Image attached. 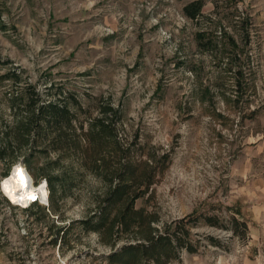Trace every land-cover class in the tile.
Listing matches in <instances>:
<instances>
[{"label": "rangeland", "instance_id": "obj_1", "mask_svg": "<svg viewBox=\"0 0 264 264\" xmlns=\"http://www.w3.org/2000/svg\"><path fill=\"white\" fill-rule=\"evenodd\" d=\"M191 1L0 0V76L18 69L21 86L33 85L42 96L52 85L51 93L57 89L70 107H81L80 120L95 116L101 105L118 107L121 142L170 152L171 165L147 202L162 221L209 205L223 211L239 206L248 222L247 241L199 226L194 233L219 238L223 248L182 252L171 264H264V0L228 4H236L232 13L250 17L246 45L236 42L253 74L247 72L239 94L231 73L219 75L216 60L197 47L199 26L182 15ZM203 1L206 16L214 4ZM14 87L0 80L4 120ZM35 161L38 166L43 158ZM14 171L30 189L43 186L42 201L49 196L46 181L36 182L21 160L7 177L0 163V195L7 202H0V264H106L109 249L77 227L52 244L56 228L93 209L98 180L76 176L59 203L60 218L36 223L7 192Z\"/></svg>", "mask_w": 264, "mask_h": 264}, {"label": "trees", "instance_id": "obj_2", "mask_svg": "<svg viewBox=\"0 0 264 264\" xmlns=\"http://www.w3.org/2000/svg\"><path fill=\"white\" fill-rule=\"evenodd\" d=\"M212 2L214 9L206 16L202 14L203 0L184 5L182 15L198 24L194 34L197 47L216 60L219 75L231 73L239 94L247 72L248 77L253 74L250 67H245L249 58H242L245 55L236 42L240 38L246 45L250 17H242L236 9L235 13L229 11L237 8L236 4L232 9L228 5L236 0ZM21 73L10 69L0 76L1 81L8 80L15 86L6 96L8 117L4 120L0 116L3 177L21 160L36 182L46 181L49 192L47 207L34 203L23 210L36 223H44L52 215L59 219V203L68 196L69 184L76 176L89 174L100 184L92 194L93 209L68 227L56 228L52 244L60 240V234L77 227L82 233L95 234L109 249L103 257L106 264H171L180 259L182 252L196 254L206 246L223 248L219 238L194 233L199 226L248 240V222L241 217L239 206L226 207L224 215L220 207L209 205L200 213L162 221L147 202L171 165L170 152H158L135 141L121 142L116 127L121 113L118 107L101 105L95 116L89 113L80 120V106L70 107L57 89L51 93L52 85L45 88L44 96L33 85L21 86ZM39 158L43 163L35 166ZM0 202L7 203L1 195Z\"/></svg>", "mask_w": 264, "mask_h": 264}, {"label": "bare ground", "instance_id": "obj_3", "mask_svg": "<svg viewBox=\"0 0 264 264\" xmlns=\"http://www.w3.org/2000/svg\"><path fill=\"white\" fill-rule=\"evenodd\" d=\"M42 191L43 186L34 190L30 189L24 176L18 171H14L10 175L9 181L7 183V192L19 204L21 208L29 207L30 200L33 197H39ZM3 195L6 197L4 193ZM6 199L8 200L7 197Z\"/></svg>", "mask_w": 264, "mask_h": 264}, {"label": "built area", "instance_id": "obj_4", "mask_svg": "<svg viewBox=\"0 0 264 264\" xmlns=\"http://www.w3.org/2000/svg\"><path fill=\"white\" fill-rule=\"evenodd\" d=\"M24 170H25V168H24ZM25 171H26V170H25ZM42 184H44V185H45V188H46V183L43 182ZM34 203H38V204H40V205H43V206L47 207V206H48V195L46 196V200H45V201H42L40 197H33V198L30 200L29 205H32V204H34ZM11 205H12V204H11ZM13 206H14V205H13ZM19 208H20V207H19ZM21 209H25V208H21Z\"/></svg>", "mask_w": 264, "mask_h": 264}, {"label": "crops", "instance_id": "obj_5", "mask_svg": "<svg viewBox=\"0 0 264 264\" xmlns=\"http://www.w3.org/2000/svg\"><path fill=\"white\" fill-rule=\"evenodd\" d=\"M239 209H240V208H239ZM240 214H241V211H240ZM241 217L243 218L242 214H241ZM243 219H244V218H243ZM260 258L262 259V257H260ZM260 258H259V255L257 254V255H256V261H259L258 259H260Z\"/></svg>", "mask_w": 264, "mask_h": 264}, {"label": "water", "instance_id": "obj_6", "mask_svg": "<svg viewBox=\"0 0 264 264\" xmlns=\"http://www.w3.org/2000/svg\"><path fill=\"white\" fill-rule=\"evenodd\" d=\"M4 196V195H3ZM5 197V196H4ZM6 198V197H5Z\"/></svg>", "mask_w": 264, "mask_h": 264}]
</instances>
